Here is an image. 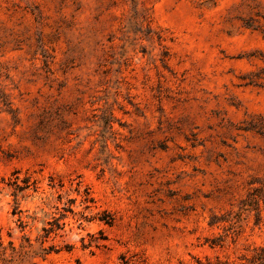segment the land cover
<instances>
[{
    "label": "rangeland",
    "instance_id": "rangeland-1",
    "mask_svg": "<svg viewBox=\"0 0 264 264\" xmlns=\"http://www.w3.org/2000/svg\"><path fill=\"white\" fill-rule=\"evenodd\" d=\"M0 243V264H251L264 0H0Z\"/></svg>",
    "mask_w": 264,
    "mask_h": 264
},
{
    "label": "trees",
    "instance_id": "trees-1",
    "mask_svg": "<svg viewBox=\"0 0 264 264\" xmlns=\"http://www.w3.org/2000/svg\"><path fill=\"white\" fill-rule=\"evenodd\" d=\"M87 196H85L84 198V201H90L92 202L93 201V198H91L89 195V193L86 191V194ZM245 204H248V205H251V204H254L255 203V199H254V196H250V199L247 200V201H244ZM63 214L60 215L59 217H52L50 220H48L47 224L49 225L48 227L47 226H43L42 227V231L44 232L42 237L43 238H47L49 236V234L51 232H54L56 231L57 229H63L64 228V224L61 223V219H62ZM45 241V239L42 240V243ZM221 240L218 238H213L211 239V242H210V245L211 246H215V245H221ZM1 245V243H0ZM53 248V246H49V250H51ZM43 250L45 251L46 249L43 248ZM251 264H264V249H258L257 250V253H255L253 256H252V259H251ZM195 264H211V262L206 259V261H201L200 259L196 258L195 259ZM216 264H229L228 262H217Z\"/></svg>",
    "mask_w": 264,
    "mask_h": 264
}]
</instances>
